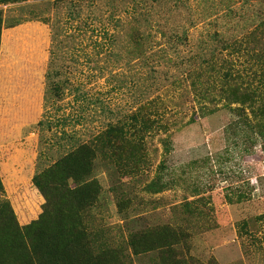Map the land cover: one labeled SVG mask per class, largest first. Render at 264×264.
<instances>
[{
    "label": "rangeland",
    "instance_id": "rangeland-1",
    "mask_svg": "<svg viewBox=\"0 0 264 264\" xmlns=\"http://www.w3.org/2000/svg\"><path fill=\"white\" fill-rule=\"evenodd\" d=\"M0 13L2 68L24 39L38 73L32 142L13 147L29 161L4 164L20 173L3 178L20 226L44 204L33 174L110 125L132 134L137 115L152 124L127 136L138 168L97 152L93 224L122 244L175 225L189 264H264V0H0Z\"/></svg>",
    "mask_w": 264,
    "mask_h": 264
},
{
    "label": "trees",
    "instance_id": "trees-1",
    "mask_svg": "<svg viewBox=\"0 0 264 264\" xmlns=\"http://www.w3.org/2000/svg\"><path fill=\"white\" fill-rule=\"evenodd\" d=\"M2 23L0 13V36ZM129 120L132 134L131 130L126 133L123 127L110 125L93 143L77 147L33 177L32 184L44 204L38 219L25 226L17 223L7 199L2 197L0 182V264H133L131 256L151 252L157 255L155 264H189L185 256L188 234L175 225L130 232L122 244L123 240L117 241L90 220L101 190L97 180L91 178L97 152L126 172L138 168L123 159L124 154H141L127 136L137 137L142 126L149 130L152 124L137 115ZM150 185L157 186V182Z\"/></svg>",
    "mask_w": 264,
    "mask_h": 264
},
{
    "label": "crops",
    "instance_id": "crops-1",
    "mask_svg": "<svg viewBox=\"0 0 264 264\" xmlns=\"http://www.w3.org/2000/svg\"><path fill=\"white\" fill-rule=\"evenodd\" d=\"M16 40L18 42V39ZM20 45L19 56L21 60L18 63L10 61L8 68V64L3 65L2 68L0 56V180L3 184V195L12 206V198L3 178L8 176V178L18 180L20 173H17L19 170L15 172L13 169H6L4 164L10 161L12 164L21 167L27 161L24 155H20L23 161H16V152L13 147L20 145L22 139L31 144L33 135L31 130L33 125H37L40 112V96L36 78L38 73L33 67L28 42L23 39ZM15 48L13 42L11 56L14 55L13 49ZM6 68L7 70H5ZM28 129L30 130L26 135L29 136L23 138L24 131ZM16 131L18 132L15 134ZM33 176L30 181H32Z\"/></svg>",
    "mask_w": 264,
    "mask_h": 264
}]
</instances>
